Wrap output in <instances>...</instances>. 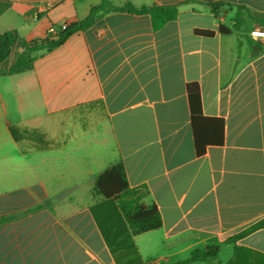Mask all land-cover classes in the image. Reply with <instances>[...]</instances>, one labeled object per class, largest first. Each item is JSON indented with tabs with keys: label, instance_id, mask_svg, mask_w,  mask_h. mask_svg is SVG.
<instances>
[{
	"label": "crops",
	"instance_id": "obj_1",
	"mask_svg": "<svg viewBox=\"0 0 264 264\" xmlns=\"http://www.w3.org/2000/svg\"><path fill=\"white\" fill-rule=\"evenodd\" d=\"M2 1L0 33L40 43L101 0ZM215 1L233 8L214 14ZM109 2L179 10L158 29L146 13L101 14L30 69L0 74V264H171L228 245L264 253V227L231 240L264 221V45L250 33L264 31V0ZM236 9L238 30L225 23ZM190 83L202 115L223 123L222 144L200 157ZM117 163L157 206L159 229L133 236L96 191L95 177Z\"/></svg>",
	"mask_w": 264,
	"mask_h": 264
},
{
	"label": "trees",
	"instance_id": "obj_2",
	"mask_svg": "<svg viewBox=\"0 0 264 264\" xmlns=\"http://www.w3.org/2000/svg\"><path fill=\"white\" fill-rule=\"evenodd\" d=\"M4 7L8 6V2L0 3V12ZM210 10L216 14L221 7H226L232 10L233 6L221 1L209 2L207 4ZM179 7L174 6H151L134 8L132 5L124 7H116L110 4L109 0H101L99 5L93 6L88 15L78 22L70 23L65 26V29L54 39H46L40 43H19L17 36L11 32L0 33V74H16L31 68L32 61L35 56L43 51L52 50L61 45L69 36L74 33L84 31L89 28L95 19L101 14L107 12H132L149 14L154 29L160 28L166 22L176 19ZM242 10H246L244 7ZM240 13L241 9H236L233 17V27L235 30L240 28ZM221 33H228L229 29L223 25H219ZM197 35L210 37L213 35L211 31H195ZM20 44L22 51L15 54L11 64L1 69L7 63L12 50L16 44ZM259 47L261 45H258ZM188 99L191 107V127L194 137V148L196 156H202L206 148L211 145H221L223 142V123L218 118H207L201 113L199 100V88L195 83L187 85ZM94 187L96 191L105 199L114 201L122 213L128 227L133 236H137L146 232L154 231L160 228L161 219L157 206L154 203L145 205L143 199L147 196V192L143 188H131L128 185L124 166L121 163L114 164L97 175L94 179ZM264 227V221H260L237 235L231 240L242 238L249 233ZM218 249L206 248L203 250H194L189 257L173 262L171 264H189L193 262L217 261ZM217 264H264V253L253 249L234 246L231 257L224 263Z\"/></svg>",
	"mask_w": 264,
	"mask_h": 264
},
{
	"label": "rangeland",
	"instance_id": "obj_3",
	"mask_svg": "<svg viewBox=\"0 0 264 264\" xmlns=\"http://www.w3.org/2000/svg\"><path fill=\"white\" fill-rule=\"evenodd\" d=\"M233 15L231 13H229L226 17V25H228L230 22L233 21ZM245 22H246V26L252 24V21L248 18L245 19ZM34 25V24H32ZM233 25V24H232ZM250 33H252V31H250ZM252 35V34H251ZM18 49L15 48V52L17 51ZM232 255V246L231 245H228V246H224L222 248V250L220 251V253L217 255V259L220 261V262H225L227 261Z\"/></svg>",
	"mask_w": 264,
	"mask_h": 264
},
{
	"label": "built area",
	"instance_id": "obj_4",
	"mask_svg": "<svg viewBox=\"0 0 264 264\" xmlns=\"http://www.w3.org/2000/svg\"><path fill=\"white\" fill-rule=\"evenodd\" d=\"M63 29H65L64 25L61 26L60 30H63ZM48 33L50 35V39H53L56 36V32H55L53 27H50L48 29ZM251 34L253 37L259 39L261 41L262 45H264V31L256 29V30L252 31Z\"/></svg>",
	"mask_w": 264,
	"mask_h": 264
}]
</instances>
